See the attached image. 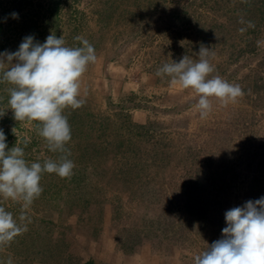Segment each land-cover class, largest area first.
I'll use <instances>...</instances> for the list:
<instances>
[{
    "label": "rangeland",
    "instance_id": "rangeland-1",
    "mask_svg": "<svg viewBox=\"0 0 264 264\" xmlns=\"http://www.w3.org/2000/svg\"><path fill=\"white\" fill-rule=\"evenodd\" d=\"M50 33L68 46L83 36L97 56L82 78L86 103L64 112L76 167L71 178L42 175L28 231L0 249V264H82L121 252L193 264L222 238L227 210L264 196V0H0V52ZM201 47L213 75L245 92L227 106L212 98L206 119L192 89L156 75L184 55L198 60ZM9 87L0 83L8 147L30 137L26 160L56 159L37 122L7 109ZM0 205L19 216V203Z\"/></svg>",
    "mask_w": 264,
    "mask_h": 264
},
{
    "label": "clouds",
    "instance_id": "clouds-1",
    "mask_svg": "<svg viewBox=\"0 0 264 264\" xmlns=\"http://www.w3.org/2000/svg\"><path fill=\"white\" fill-rule=\"evenodd\" d=\"M10 16L19 18L15 12ZM74 39L79 46H68L62 35L58 38L53 33L43 43L29 35L23 38L18 50L0 52V83L11 85L7 89V109L13 111L16 121L37 122V134L46 141L49 151L59 154L56 159L29 162L24 148L31 142L30 137L24 138L23 147L16 144L9 148L0 129V199L21 205L18 217L0 205V249L10 247L28 231V211L43 192L42 175L54 173L62 179L74 175L76 165L67 147L72 130L64 112L86 103L82 78L89 64L97 59L89 40L80 35ZM198 54V60L184 55L179 62L164 63L156 75L170 77L173 85L192 89L198 97L199 116L206 119L213 110L212 98L227 106L236 103L245 92L238 83L213 75L216 69L208 59L209 48L201 47ZM4 114L5 110L0 117ZM224 218L222 238L195 254L193 264H264V196L227 210ZM5 264H13L12 258Z\"/></svg>",
    "mask_w": 264,
    "mask_h": 264
},
{
    "label": "crops",
    "instance_id": "crops-1",
    "mask_svg": "<svg viewBox=\"0 0 264 264\" xmlns=\"http://www.w3.org/2000/svg\"><path fill=\"white\" fill-rule=\"evenodd\" d=\"M121 253L117 254V259L112 256L109 259L100 256V258L94 260H86V262H83L82 264H148V259L140 260L141 252L132 255H124Z\"/></svg>",
    "mask_w": 264,
    "mask_h": 264
}]
</instances>
